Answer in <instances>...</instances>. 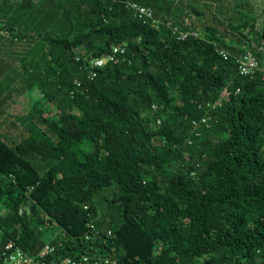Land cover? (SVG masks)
<instances>
[{"label":"trees","instance_id":"16d2710c","mask_svg":"<svg viewBox=\"0 0 264 264\" xmlns=\"http://www.w3.org/2000/svg\"><path fill=\"white\" fill-rule=\"evenodd\" d=\"M263 2L0 0V52L26 45L22 73L0 59V113L19 74L35 98L27 134L0 132V255L264 264Z\"/></svg>","mask_w":264,"mask_h":264},{"label":"built area","instance_id":"2783aa9c","mask_svg":"<svg viewBox=\"0 0 264 264\" xmlns=\"http://www.w3.org/2000/svg\"><path fill=\"white\" fill-rule=\"evenodd\" d=\"M133 8L136 9L137 14H139L140 17L153 16V10L149 6H143L138 3H132L131 4ZM1 32V31H0ZM189 34H193L195 36L199 35L198 31H187L182 34V37H187ZM124 48L122 47H115L112 52L108 53L107 55L103 57H99L94 60L93 62V69L91 70V76L94 77L97 74V69L99 67H102L108 60L113 59L115 54L118 52H124ZM220 53L227 58L228 53L225 50H220ZM239 69L240 73L243 75H253L260 69V61L258 57L254 54L252 51H247L240 59H239ZM223 97H228L229 92L228 90H224ZM216 104L221 105L222 101L217 102ZM202 121L206 122L207 118L204 117ZM94 227V226H92ZM109 234L111 232L109 231ZM7 251L0 255V262L2 261L4 264H7L9 262H13L15 264H89L92 262V259L87 255H82L79 258H72V257H66L61 260H49L48 256L55 252V246L51 244H46L42 251L39 253L38 257L30 255L26 253L22 248L15 245L14 242H9L6 246ZM101 260L96 259L93 262L98 264ZM104 263L108 264L110 263V259H104ZM112 264H118L115 260L112 262Z\"/></svg>","mask_w":264,"mask_h":264},{"label":"rangeland","instance_id":"374dc122","mask_svg":"<svg viewBox=\"0 0 264 264\" xmlns=\"http://www.w3.org/2000/svg\"><path fill=\"white\" fill-rule=\"evenodd\" d=\"M206 1V0H201ZM264 3V2H263ZM261 3L262 8L264 4ZM259 14H262L260 11ZM260 17H263L262 15ZM202 26L201 23H198ZM6 49L0 52V59L2 62H6L8 67L17 68L20 72L23 68L22 58L25 55V44L24 43H12L9 39L5 41ZM3 66V64L1 65ZM13 68H8V74H13ZM22 73V72H21ZM14 86H18V89H11L12 97L9 98L5 106L3 107L4 110L0 113L2 118L1 125H0V132L4 135L6 140L11 139H20L21 136L27 134V131L22 128V123L19 120V116L23 115L28 112L31 107L32 99L34 95L29 92L24 87V83L22 81V75H18L15 77ZM23 88V89H22ZM35 92V91H33ZM31 95V96H30ZM33 96V97H32ZM19 141V140H18ZM98 200V198H97ZM104 206L100 209L102 210ZM103 211V210H102ZM8 264H15L13 262H9Z\"/></svg>","mask_w":264,"mask_h":264},{"label":"bare ground","instance_id":"6f19581e","mask_svg":"<svg viewBox=\"0 0 264 264\" xmlns=\"http://www.w3.org/2000/svg\"><path fill=\"white\" fill-rule=\"evenodd\" d=\"M111 232V231H110ZM109 234V233H108ZM47 244H51V243H47ZM52 245V244H51ZM54 246V245H53ZM88 256V255H87ZM81 257V256H80ZM73 258V257H72ZM79 258V257H78ZM8 264V263H7Z\"/></svg>","mask_w":264,"mask_h":264}]
</instances>
